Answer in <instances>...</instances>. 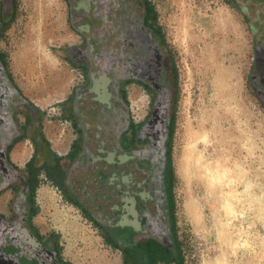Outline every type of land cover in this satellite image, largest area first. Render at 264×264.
<instances>
[{
	"label": "rangeland",
	"instance_id": "rangeland-1",
	"mask_svg": "<svg viewBox=\"0 0 264 264\" xmlns=\"http://www.w3.org/2000/svg\"><path fill=\"white\" fill-rule=\"evenodd\" d=\"M238 1L243 0H150L177 69L171 159L182 264H264V106L251 78L256 40ZM13 5L12 17L0 26V49L38 111L49 149L65 157L79 141L71 95L84 83L83 69L65 56L82 40L70 26L64 0H13ZM56 84L66 86L60 96ZM124 91L139 124L151 95L134 83ZM92 97L109 100L97 89ZM211 121L219 130L215 139L205 129ZM31 151L24 138L13 147L12 159L22 165ZM192 151L208 158L207 175L191 166ZM36 174L32 223L57 244L63 261L123 264V253L106 243L103 231L70 202L56 179L46 169ZM74 177L80 179L75 189L80 181L82 194L91 190L84 177Z\"/></svg>",
	"mask_w": 264,
	"mask_h": 264
},
{
	"label": "trees",
	"instance_id": "trees-1",
	"mask_svg": "<svg viewBox=\"0 0 264 264\" xmlns=\"http://www.w3.org/2000/svg\"><path fill=\"white\" fill-rule=\"evenodd\" d=\"M65 1L70 26L82 34L84 46L91 50V59L88 57L90 74L108 79L107 92L112 99L109 104L94 103L91 113L80 114L75 107L71 111L75 122L84 128L77 130L79 141L66 157L73 160L80 156V169L87 171L82 178L91 183V190L82 194L84 186L75 189L71 180L65 189L56 169L48 174L63 187L70 202L103 231L106 243L123 253V264H182L171 159L177 69L158 23L157 12L150 0ZM70 61L74 63V59ZM141 71L145 72V78L155 79L156 93L165 90L167 94L162 99L164 111H168L166 119L162 124L160 119L156 120V148L140 139L139 126L131 118L124 91L128 84H141L138 75ZM88 140H91L90 145ZM92 140H96L95 145ZM106 156L114 159L107 161ZM120 157L127 160V188L136 217L150 208L156 221L152 228L145 230L143 241L137 230L118 223L122 190L120 182L112 181L111 177H120L124 173L121 170L124 162ZM32 175L33 194L36 170ZM96 195H100L101 200H96ZM31 205L32 218L36 210L33 202ZM141 223H144V217ZM48 248L50 256L45 264H69L60 257L55 242L49 240ZM52 256L56 257V263H52ZM30 262L37 264L34 260Z\"/></svg>",
	"mask_w": 264,
	"mask_h": 264
},
{
	"label": "flooded vegetation",
	"instance_id": "flooded-vegetation-1",
	"mask_svg": "<svg viewBox=\"0 0 264 264\" xmlns=\"http://www.w3.org/2000/svg\"><path fill=\"white\" fill-rule=\"evenodd\" d=\"M237 5L247 22L251 35L256 40L251 78L255 86L254 92L264 106V0H243L238 1ZM13 9V0H0V26L3 27L10 20ZM72 30L78 34L82 41L80 45L69 50L72 52L70 56L65 57L69 62L74 59V63H71L83 69L84 83L82 87H77L74 90L70 103L72 108L75 107L79 110L80 114L84 111L91 113L90 108L93 107L94 103L109 104L111 102L112 98L107 92L108 79L90 74L91 65L88 61L91 59V50L84 46L85 41L82 34L73 28ZM138 75L142 79L141 84H134L149 91L151 95L148 111L138 124L140 139L146 144H150L151 148H156V120L160 119V124H162L163 120L166 119L168 111L167 113L164 111L162 99L167 94L165 90L159 94L156 93L155 79L151 76L145 78L144 71L139 72ZM96 89L102 96H108L109 100L103 102L92 97L93 93L96 95ZM158 99L159 102L156 104ZM37 119L38 111H35L32 101L24 95L17 85L9 70L7 57L0 49V264H17L18 261H23L22 264H29L31 260L37 264H45L48 256H50L48 255L49 240L40 235L30 217L32 171L46 169L49 173L50 170L56 169L60 175L58 179L61 180L65 189L69 180L72 183L76 179L80 180L74 176L82 177L87 172L80 169V156H76L73 160L67 158V155L59 158L49 149L42 134L41 124ZM74 127L78 131L84 128L75 120ZM24 138L29 139L32 144V151L29 159L22 166H17L11 160V151ZM87 143L90 145L91 141L88 140ZM108 157L110 160L113 159L112 156ZM120 158L124 162L121 165V170L124 173L120 177H111L112 181H119L121 185L120 202L122 208L120 218L126 221L123 226L137 230L143 241L145 230L147 227L152 228L156 221L150 212V208L136 217L134 207L130 204L131 194L127 188V160L124 157ZM109 170L113 171L114 169L110 168ZM46 175L49 176V174ZM78 184L80 185L78 189H80L82 184L80 181ZM141 194L139 193V195ZM142 217H144V223H141ZM51 261L56 263V257L52 256Z\"/></svg>",
	"mask_w": 264,
	"mask_h": 264
},
{
	"label": "bare ground",
	"instance_id": "bare-ground-1",
	"mask_svg": "<svg viewBox=\"0 0 264 264\" xmlns=\"http://www.w3.org/2000/svg\"><path fill=\"white\" fill-rule=\"evenodd\" d=\"M65 89H66V86H65V88L62 86V85H58V84H56L55 85V92H56V96H60L64 91H65ZM219 119V118H218ZM201 123V122H200ZM202 126V125H201ZM205 129L206 130H208L209 131V133H210V136H211V139H215L216 137H217V134H214V131H219L216 127H214V125H213V122L211 121L210 123H208V124H206V126H205ZM202 132V131H201ZM221 138V137H220ZM191 139V138H190ZM198 140V139H197ZM188 141V140H187ZM190 141V140H189ZM188 141V142H189ZM193 141V140H192ZM195 141V140H194ZM187 142V143H188ZM190 145V144H189ZM192 145V144H191ZM194 146V145H193ZM191 149V148H190ZM210 149V148H209ZM198 152V151H197ZM192 153H193V151L191 152V155H190V157H191V159H192V165L191 166H193V168H194V170L195 171H197V172H199V173H203L204 175H207L208 174V172L211 170L210 169V167H209V163H208V158L207 157H205V156H203V157H201V155H199V154H197L196 155V157L194 156V155H192ZM201 154V153H200ZM208 155V154H207ZM188 159V158H187ZM187 162V161H186ZM188 163H190V162H188ZM189 165V164H188ZM192 168V167H191ZM188 169H186V171H187ZM196 172V173H197ZM202 174V175H203ZM201 178V177H200ZM205 179H207V178H205ZM205 182V181H204ZM100 259V258H99ZM102 261V260H101ZM100 261V262H101ZM103 262V261H102ZM101 262V263H102ZM105 263V262H104ZM112 264H117V263H112Z\"/></svg>",
	"mask_w": 264,
	"mask_h": 264
},
{
	"label": "crops",
	"instance_id": "crops-1",
	"mask_svg": "<svg viewBox=\"0 0 264 264\" xmlns=\"http://www.w3.org/2000/svg\"><path fill=\"white\" fill-rule=\"evenodd\" d=\"M18 143H20V142H18ZM18 143H17V144H18ZM19 146H20V145H19ZM12 154H13V152L11 153V160H12V162H13L14 164H16L17 166H20L19 163L13 161V159H12ZM28 159H29V157H28L27 159H23V161H22L23 164H24ZM24 160H25V161H24ZM23 164H22V165H23ZM22 165H21V166H22Z\"/></svg>",
	"mask_w": 264,
	"mask_h": 264
}]
</instances>
